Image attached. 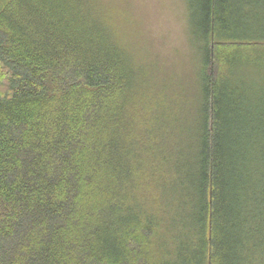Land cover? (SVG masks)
Returning <instances> with one entry per match:
<instances>
[{"label":"trees","instance_id":"1","mask_svg":"<svg viewBox=\"0 0 264 264\" xmlns=\"http://www.w3.org/2000/svg\"><path fill=\"white\" fill-rule=\"evenodd\" d=\"M186 1L184 105L112 0H0V264H264V0Z\"/></svg>","mask_w":264,"mask_h":264},{"label":"rangeland","instance_id":"2","mask_svg":"<svg viewBox=\"0 0 264 264\" xmlns=\"http://www.w3.org/2000/svg\"><path fill=\"white\" fill-rule=\"evenodd\" d=\"M125 15L128 31H135L132 40L137 51L147 54L159 64L155 89L170 80L167 94L174 98L179 93L182 104L189 103L190 89L195 85L199 53L191 39L188 5L186 0H112ZM147 63H151L148 62ZM192 96V95H191ZM184 97V100H183ZM185 105V104H184ZM179 134L186 147L189 138V114L182 111Z\"/></svg>","mask_w":264,"mask_h":264}]
</instances>
